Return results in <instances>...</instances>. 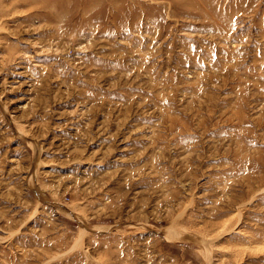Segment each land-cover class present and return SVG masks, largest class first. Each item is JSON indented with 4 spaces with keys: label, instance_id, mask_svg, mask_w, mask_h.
Masks as SVG:
<instances>
[{
    "label": "rangeland",
    "instance_id": "rangeland-1",
    "mask_svg": "<svg viewBox=\"0 0 264 264\" xmlns=\"http://www.w3.org/2000/svg\"><path fill=\"white\" fill-rule=\"evenodd\" d=\"M0 264H264V0H0Z\"/></svg>",
    "mask_w": 264,
    "mask_h": 264
},
{
    "label": "bare ground",
    "instance_id": "bare-ground-1",
    "mask_svg": "<svg viewBox=\"0 0 264 264\" xmlns=\"http://www.w3.org/2000/svg\"><path fill=\"white\" fill-rule=\"evenodd\" d=\"M37 207V206H36ZM235 216V215H234ZM238 222V221H237ZM235 226V225H234ZM172 229H174L173 227H172ZM83 232H84V230H83ZM221 233V232H220ZM223 233V232H222ZM225 233V232H224ZM219 237V236H218ZM197 239V238H196ZM206 243V242H205ZM203 253V252H202Z\"/></svg>",
    "mask_w": 264,
    "mask_h": 264
}]
</instances>
